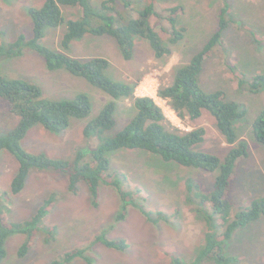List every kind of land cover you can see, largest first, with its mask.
<instances>
[{"label":"rangeland","instance_id":"obj_1","mask_svg":"<svg viewBox=\"0 0 264 264\" xmlns=\"http://www.w3.org/2000/svg\"><path fill=\"white\" fill-rule=\"evenodd\" d=\"M98 2L99 0H95ZM153 0H133L134 6ZM234 20L224 32V45L216 48L208 57L200 74L204 90L222 89L228 98L241 103L247 115L236 122V129L250 144L251 154L241 159L235 170L230 199L240 207L264 196V145L254 134L253 123L264 109V88L260 92L249 90L238 92L237 74L253 76L264 73V0H230ZM45 0H0V46L17 39L20 34L31 38L34 21L30 7H42ZM158 9L184 5L186 12L178 19L185 26V37L171 45L173 54L158 58L146 38L137 37L135 54L131 60L124 58L115 38L88 34L67 52L80 57V52L90 56H102L112 63L111 73L119 80L140 82L149 76L157 83L169 85L173 82L178 66L183 65L200 51L214 32L220 20L223 0H155ZM66 19L78 18L80 11L64 6ZM161 31V25L156 23ZM66 24L58 28L47 27L42 43L50 48L63 50L61 41ZM253 31H256L253 34ZM166 40L168 35L163 34ZM258 36V37H257ZM78 41V40H75ZM82 58V57H81ZM5 75L24 78L41 86L43 95L54 100L73 99L80 92L89 94L93 101L92 113L84 119L74 118L70 127L55 133L37 124L28 134L23 146L33 152H46L56 158H74L78 149L88 146L83 133L85 124L95 118L111 96L92 85L86 78L74 75L67 69L50 70L43 55L27 48L23 55L6 57L1 61ZM138 84V85H139ZM159 86V87H160ZM136 95V94H135ZM168 121L182 131L195 127L206 128L203 142L194 146L196 150L224 158L230 149L217 126L215 117L204 111L192 120L183 119L168 101L158 99ZM133 114V100L118 101L116 112L118 123L110 132L117 133ZM19 117L9 110L8 102L0 98V135L11 130ZM112 171L126 173V187L136 191V201L157 214L162 212L159 223L149 220L143 211L130 204L125 218L120 219L124 203L118 188L102 185L101 196L95 204L88 187L81 183L79 191L69 188L66 173L50 170H33L24 189L11 192V183L18 169V160L4 149L0 158V196L3 211L11 221L31 219L55 194L54 207L43 219L37 231L35 243L25 256L19 249L26 235L15 233L7 240L8 256L2 264H50L74 248H85V254L94 264H174L170 254L191 260L204 241L205 221L187 202L186 180L194 177L205 191L214 188L217 172L204 169H188L176 162H165L161 157L140 149H122L112 155ZM107 232L111 239H126L129 247L118 250L98 242V236ZM227 254L239 257L237 264H264V216L249 226L237 230L227 244ZM69 264H87L77 257ZM211 264V263H207Z\"/></svg>","mask_w":264,"mask_h":264},{"label":"trees","instance_id":"obj_2","mask_svg":"<svg viewBox=\"0 0 264 264\" xmlns=\"http://www.w3.org/2000/svg\"><path fill=\"white\" fill-rule=\"evenodd\" d=\"M223 1L217 30L189 62L177 67L171 84L162 83L158 94L167 99L183 119L189 117L196 120L204 111H209L230 145L224 158L194 148L205 140V127L182 131L168 121L155 99L136 96L142 76L137 81L119 80L111 73L109 59L102 56L81 58L67 52L75 40L90 34L115 38L127 60L134 57L138 36L150 41L158 58L171 56V45L185 37L186 27L178 25L179 17L186 12L184 5L158 9L155 0L139 7L134 6L133 0H45L42 7H30L29 13L34 21L33 36L28 38L20 34L14 41L0 46V98L6 100L9 110L19 117L11 130L0 135V158L2 151L7 149L18 160L11 192L20 193L35 169L63 172L69 177L70 190L77 193L79 185L84 183L95 204L101 196L102 185L118 188L124 203L120 219L126 217L128 206L132 204L139 207L149 220L159 223L163 213L155 214L139 204L135 198L136 191L126 187V173L112 171L113 154L122 149H140L161 157L165 162H176L188 169L218 171L210 192L205 191L194 177L187 178V202L195 207L205 221L204 241L191 260L176 253L170 256L174 264H237L239 257L226 253L227 244L234 239L237 230L246 228L264 216V196L240 207L234 214L235 206L229 194L236 166L241 159L251 154L249 142L236 129V122L247 115V109L238 101L228 98L224 90L208 92L200 83L199 77L206 59L218 46L224 45V32L234 20L231 1ZM64 6L78 9L79 17L66 19ZM156 23L161 25V31L156 28ZM63 24L67 26L61 41L63 50L44 45L42 38L46 28H58ZM164 33L168 35V40ZM27 48L43 55L50 70L67 69L111 96L99 114L85 124L83 133L89 143L78 149L74 158H56L46 152L33 153L23 146L29 132L37 124H42L51 132L61 133L70 127L74 118H87L93 109L92 98L85 92H80L73 99H49L44 97L40 85L24 78L5 75L1 67L2 59L23 55ZM263 88L264 73L250 77L243 73L237 74L238 92H260ZM124 99L133 100V114L122 129L112 133L110 131L118 123V101ZM253 129L256 139L264 145V109L256 117ZM55 200V194L46 199L31 219L11 221L3 211L0 196V264L8 256L7 240L15 233L26 235L19 254L25 256L28 253ZM97 241L118 250L129 247L126 239H111L107 232L99 235ZM85 252V248L71 249L50 264H69L77 257L84 258L87 264H94Z\"/></svg>","mask_w":264,"mask_h":264},{"label":"built area","instance_id":"obj_3","mask_svg":"<svg viewBox=\"0 0 264 264\" xmlns=\"http://www.w3.org/2000/svg\"><path fill=\"white\" fill-rule=\"evenodd\" d=\"M160 85L157 83V80L153 76H149L144 78L140 84L136 88V96L138 97H151L156 100L158 103V99L160 98L161 100H166L162 97L159 96L158 91ZM159 104V103H158Z\"/></svg>","mask_w":264,"mask_h":264},{"label":"crops","instance_id":"obj_4","mask_svg":"<svg viewBox=\"0 0 264 264\" xmlns=\"http://www.w3.org/2000/svg\"><path fill=\"white\" fill-rule=\"evenodd\" d=\"M81 40H82V39H81ZM81 40L74 41V42H75L74 45L77 44V42H80ZM80 55H81L80 57H82V58H83V57H84V58H86V57H90V54H88V53H86V52H84V51H83V52H80ZM111 64H112V63H111Z\"/></svg>","mask_w":264,"mask_h":264},{"label":"bare ground","instance_id":"obj_5","mask_svg":"<svg viewBox=\"0 0 264 264\" xmlns=\"http://www.w3.org/2000/svg\"><path fill=\"white\" fill-rule=\"evenodd\" d=\"M136 94V93H135Z\"/></svg>","mask_w":264,"mask_h":264}]
</instances>
